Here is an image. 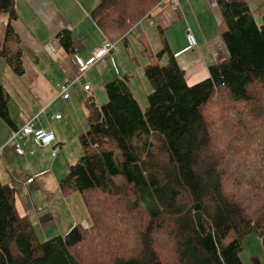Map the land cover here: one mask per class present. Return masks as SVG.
Listing matches in <instances>:
<instances>
[{"label":"trees","instance_id":"obj_1","mask_svg":"<svg viewBox=\"0 0 264 264\" xmlns=\"http://www.w3.org/2000/svg\"><path fill=\"white\" fill-rule=\"evenodd\" d=\"M164 1L98 0L91 15L108 40L127 43ZM216 1L229 57L210 65L207 78L190 84L165 41L157 52L144 48L148 104L130 87L131 73L105 83L106 103L87 98L83 154L60 187L80 191L88 226L42 239L18 207L17 188L0 181V264H244L246 235L264 240V22L247 0ZM4 12L0 58L21 77L15 0H0ZM58 37L73 53L71 31ZM9 101L0 80V117L15 127Z\"/></svg>","mask_w":264,"mask_h":264},{"label":"crops","instance_id":"obj_2","mask_svg":"<svg viewBox=\"0 0 264 264\" xmlns=\"http://www.w3.org/2000/svg\"><path fill=\"white\" fill-rule=\"evenodd\" d=\"M97 3L98 0H15L18 18L12 21V25L19 35L26 66V72L21 78L24 80L27 91L36 97H40L45 102L37 113L45 108L50 117L52 114H62L65 108L64 101H68V107L72 108V99L75 94L88 92L90 96L94 95L92 82L98 86H103L112 78L122 75L121 71L124 68H129L127 73L133 74L134 66L137 64L128 60L125 54L128 50L117 48L111 50L105 57L98 59L92 67L87 69L86 74L92 73L90 78L92 81L85 74L71 88L68 99L60 96L58 84L78 76L79 65L75 60L76 57L83 61L88 60L107 40L106 35L91 15ZM9 19L8 13L0 14L1 40L5 38ZM225 27L222 13L215 0H165L157 8L154 18L143 22L139 27V33L143 32L141 35L144 37H141V39L134 37L144 48L150 47L154 52L159 51L164 42L167 41L180 66L185 70L187 81L194 84L209 76L210 65L229 57V51L222 35L226 29ZM64 29L71 31L74 44L73 53H68L59 40L58 33ZM189 32L193 33L197 39V45L191 48L187 38ZM139 33L136 34L138 37ZM127 42L129 44L130 40L128 39ZM150 45H153V47ZM137 53L143 55V60L136 61L139 74L142 73L143 76L145 66L150 59L147 58L144 49L139 50ZM123 55H126V57ZM135 57L132 56V58ZM110 62L113 63L112 66L109 65ZM102 63L104 64L101 69L100 65ZM30 66L34 71H30ZM102 70L107 72L103 73ZM140 79H143V77L140 76ZM87 82L91 85L89 90L84 89V84ZM130 82L132 83V79ZM146 83V87L143 83V88L139 84L132 88L141 104L146 101L145 93L151 91L147 81ZM96 93L98 95L97 91ZM63 117L62 114L60 119L51 118L47 125L42 120L41 126L47 130H52L56 135V140L51 145L38 146V149L34 148V151L36 150L35 154H27V150H25V153L20 155L8 146H5L0 152L2 153V160L8 162L9 165L13 162L21 184L24 186L32 185L35 188H41L46 193H53L48 196V198L52 197L48 200L51 207L59 196L65 199L64 195H67V192H63L60 187V180L68 174L70 166L67 157H65L66 153L69 155L66 151L67 145L64 144L65 137L61 129H58L59 121L63 120ZM27 118L31 117L26 116L20 122L14 120L15 127L7 124L0 125V147L6 142L7 134L16 126L23 125ZM4 133L6 136H4ZM33 145H36V143L34 144L32 141ZM55 146L58 147V152L53 156L52 148ZM7 170H0L5 171L0 173L1 180L10 178L9 169ZM22 170L23 179L21 177ZM33 176L35 181L28 183L27 179ZM21 191L24 193L20 194L18 192L17 194L18 207L22 213H29L28 215L34 221L41 238L53 237L57 232H60L57 231V228L49 231L43 229L45 223L49 224L54 222L55 218H60L59 211L54 210V215L46 212L45 209L48 207L42 209V206L36 205L34 200L35 214L31 213L30 210H25L30 204L26 198L24 187ZM43 215L44 219L42 220ZM76 220L82 221L81 224L85 226L89 225L91 219L88 210L87 214L76 217ZM79 223L77 222V224Z\"/></svg>","mask_w":264,"mask_h":264},{"label":"rangeland","instance_id":"obj_3","mask_svg":"<svg viewBox=\"0 0 264 264\" xmlns=\"http://www.w3.org/2000/svg\"><path fill=\"white\" fill-rule=\"evenodd\" d=\"M216 1V0H215ZM249 3L251 10L253 12V15L257 21V23L262 24L264 22V0H247ZM217 3V1H216ZM218 5V4H217ZM219 7V6H218ZM220 9V8H219ZM221 11V10H220ZM224 20V19H223ZM225 22V21H224ZM138 38L136 34H130L128 36V39L130 40L129 44L117 41L116 44L118 45V48L126 51V55L128 60L131 62H134L137 64L134 66L133 74H131L132 78L129 80V85L131 88L136 87L137 84H139L141 87L143 83L145 84V87L147 86L146 81L148 82L150 86V90H152V85L150 80L148 79L145 71L144 75L142 76V73L139 74V70L137 68L138 63L136 61L143 60V55L138 54L137 52L139 50H143V45L135 38ZM153 47V45H150ZM14 47V44H13ZM118 52V51H116ZM136 54V55H135ZM117 55V54H116ZM126 55H123L126 57ZM132 56H136L135 58H132ZM116 58V56H114ZM148 58V56H147ZM105 63V62H104ZM100 65V68H103V64ZM112 62H110V66H112ZM30 71H34L30 66ZM129 68H124L121 73L125 74L128 72ZM102 72H107L105 70H102ZM130 73V72H129ZM92 76V73L89 75L86 74V77L92 81L90 78ZM140 76L143 77V79H140ZM87 79V80H88ZM114 79V78H112ZM132 79V83L130 82ZM0 80L5 85L7 90L10 92V101H9V112L10 116L16 121L20 122L22 119H24L26 116H30L31 118H27L25 121H29L34 116H39V119L36 121V126H41L42 120L47 125L48 121L53 118V114L50 117V114H48V111L45 110V108L39 110V108L45 104L44 101L41 100L40 97H36L32 93L28 92L25 85L24 80L19 77V75L16 73L15 69H13L11 66L8 65V63L3 59L0 58ZM110 81V80H109ZM93 83V91L95 100L98 104L106 103L108 100V93L105 88V84L103 86H98L97 84ZM144 87V85H143ZM142 87V88H143ZM98 92V95L96 93ZM148 94L149 92L145 93V99L146 101L143 102V104H148ZM90 96V93L88 92H81L79 94H75L72 103V108L68 107V101L65 102V108L62 111L63 114V120L59 121L58 129L62 131L63 136L65 137L64 144L67 145L66 151H68L69 155L66 153L67 161H69V165L74 164L78 161L80 156L83 154V147L80 140V135L83 132H86L89 128L88 123V107H87V98ZM39 99V100H38ZM142 99V98H141ZM75 106V108H74ZM47 108V107H46ZM258 119H262V115L258 116ZM24 121V122H25ZM40 124V125H39ZM55 124V123H54ZM0 125H6V123L3 121V119L0 117ZM12 131V130H11ZM10 131V132H11ZM10 134V133H9ZM9 134L4 133V136H6V140L9 141ZM8 148H12L15 152V147L13 144H4L2 146H7ZM1 146V147H2ZM34 146V147H33ZM32 146V141L24 144L25 150H27V154L33 155V153H36L35 149H38L39 147L37 145ZM42 146V145H40ZM0 147V148H1ZM57 147V146H55ZM52 148V153L53 149ZM58 148V147H57ZM60 150V147H59ZM1 152V150H0ZM32 152V153H31ZM52 159V158H51ZM69 166V168H70ZM9 169V176L10 178L1 180L3 183H10L14 185L17 188V191L21 194L24 193L21 191L22 187L26 190V198L29 201V207L25 210H30L31 213L35 214V209L33 205V200L35 201L36 205H41L42 209H45L46 212H50L54 215V210H58L60 218H55V221L52 223H45V229L46 231H49L50 229L57 228L56 235H66L76 224L77 221L76 217H80L82 214H87V208L83 199L82 194L80 191H71L73 193L67 192V195H64L63 199L61 196H59L55 201L53 206H49L48 200L52 197L48 198V196L52 195L50 193L44 192L41 188H35L32 185L24 186L21 184L19 180V175L14 169L13 162L9 165L8 162L2 160V153H0V170H6ZM5 171H0V173H4ZM23 170H22V179H23ZM8 176V177H9ZM121 177H118V180H120ZM30 183V182H28ZM28 188V189H27ZM19 189V190H18ZM73 194V195H72ZM53 203V202H52ZM44 212V210H43ZM27 213V212H25ZM29 214V213H28ZM30 218L31 216L28 215ZM40 224V223H39ZM37 224V225H39ZM86 224V223H85ZM53 236V237H54ZM43 238V237H42ZM51 238V237H48ZM45 238V239H48ZM123 239V237H120ZM243 251L241 253V258L244 262V264H255L254 258H257L261 264H264V240L259 235H257L254 232L249 233L246 235L243 241Z\"/></svg>","mask_w":264,"mask_h":264},{"label":"built area","instance_id":"obj_4","mask_svg":"<svg viewBox=\"0 0 264 264\" xmlns=\"http://www.w3.org/2000/svg\"><path fill=\"white\" fill-rule=\"evenodd\" d=\"M189 47H194L197 45V39L195 35L191 32L187 35ZM117 48L116 43L106 40L104 45L100 47L92 56L86 61L81 60L79 57H76V62L79 65V76L76 78L78 79L81 75H83L88 68L92 67L96 61L104 56H106L111 50H115ZM75 80H69L64 83H59L58 87L60 88V94L64 98L70 97V89L73 86ZM89 84H85V88L89 89ZM53 118L60 119L61 114H55L52 116ZM39 119V116H34L32 119L27 121L21 127L13 129L9 134V141L8 143L13 144L16 151L20 154L24 153V144L33 141L39 145H48L51 144L55 139V133L52 130H47L43 126H36V121ZM57 149H53V155H55ZM28 182H31L32 178H29Z\"/></svg>","mask_w":264,"mask_h":264}]
</instances>
